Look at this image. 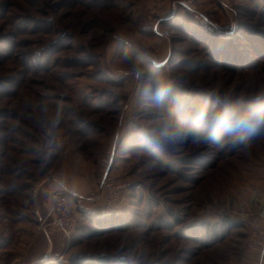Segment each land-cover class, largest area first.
I'll list each match as a JSON object with an SVG mask.
<instances>
[{
  "label": "rangeland",
  "instance_id": "1",
  "mask_svg": "<svg viewBox=\"0 0 264 264\" xmlns=\"http://www.w3.org/2000/svg\"><path fill=\"white\" fill-rule=\"evenodd\" d=\"M178 1L0 0V264L36 245V187L52 177L85 208L40 264H264L250 245L264 140L155 156L143 140L160 78L176 117L206 97L264 96V0Z\"/></svg>",
  "mask_w": 264,
  "mask_h": 264
},
{
  "label": "clouds",
  "instance_id": "2",
  "mask_svg": "<svg viewBox=\"0 0 264 264\" xmlns=\"http://www.w3.org/2000/svg\"><path fill=\"white\" fill-rule=\"evenodd\" d=\"M172 85L163 78L154 82L151 99L158 109L157 123L145 130L144 148L158 155L185 145L245 147L251 140H264V96L247 103H233L220 97H206L190 103L176 117L164 111ZM168 162L159 161L163 168Z\"/></svg>",
  "mask_w": 264,
  "mask_h": 264
},
{
  "label": "built area",
  "instance_id": "3",
  "mask_svg": "<svg viewBox=\"0 0 264 264\" xmlns=\"http://www.w3.org/2000/svg\"><path fill=\"white\" fill-rule=\"evenodd\" d=\"M195 0H179V4L187 8H193ZM113 155V152H111ZM113 158L106 162L102 171V184L107 185V178L111 170ZM109 202L112 200L109 199ZM108 202V203H109ZM111 205V204H109ZM85 205L81 200H76V208L71 204V197L63 190H57L50 197L49 216L51 224L60 228L70 239L74 236L78 227L77 213L82 212ZM250 245L260 252V260H264V198L260 202L255 218L252 221V232L250 235Z\"/></svg>",
  "mask_w": 264,
  "mask_h": 264
},
{
  "label": "water",
  "instance_id": "4",
  "mask_svg": "<svg viewBox=\"0 0 264 264\" xmlns=\"http://www.w3.org/2000/svg\"><path fill=\"white\" fill-rule=\"evenodd\" d=\"M53 185L58 183L62 185L63 190L72 197L79 196V193L72 191L64 183L59 181L57 177H52ZM49 179L43 180L36 187L35 194V212L39 223L41 224V231L38 235L36 245L32 246L31 252L24 261L17 264H40L48 258H59L63 252L66 251L65 243L68 240L67 235L58 227L52 225L51 217L49 216V205L46 204L48 196L58 189L50 188L48 186Z\"/></svg>",
  "mask_w": 264,
  "mask_h": 264
},
{
  "label": "trees",
  "instance_id": "5",
  "mask_svg": "<svg viewBox=\"0 0 264 264\" xmlns=\"http://www.w3.org/2000/svg\"><path fill=\"white\" fill-rule=\"evenodd\" d=\"M77 217H78V213H77ZM116 223L118 224V226H123L124 227V225L122 224L123 222H122V220H120L119 218L118 219H116ZM78 229H79V218H78V227H77V231H78ZM76 231V232H77ZM104 259H100L99 261H93V260H83V259H81V258H75V259H73V262L75 263V264H104Z\"/></svg>",
  "mask_w": 264,
  "mask_h": 264
},
{
  "label": "crops",
  "instance_id": "6",
  "mask_svg": "<svg viewBox=\"0 0 264 264\" xmlns=\"http://www.w3.org/2000/svg\"><path fill=\"white\" fill-rule=\"evenodd\" d=\"M57 179L59 180V181H61L62 183H64L59 177H57ZM65 184V183H64ZM66 185V184H65ZM67 186V185H66ZM67 187H69V186H67ZM51 188H55V189H64L63 188V186L62 185H59L58 183H56V185H52V187ZM70 188V187H69ZM71 189V188H70ZM72 191H74L73 189H71ZM74 192H76V191H74ZM70 197H72L71 195H69ZM49 203H50V196H48V198H47V201H46V204L47 205H49Z\"/></svg>",
  "mask_w": 264,
  "mask_h": 264
}]
</instances>
